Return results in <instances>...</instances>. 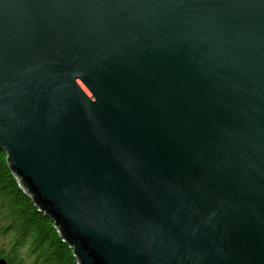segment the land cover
Listing matches in <instances>:
<instances>
[{"label": "water", "instance_id": "obj_1", "mask_svg": "<svg viewBox=\"0 0 264 264\" xmlns=\"http://www.w3.org/2000/svg\"><path fill=\"white\" fill-rule=\"evenodd\" d=\"M0 149L79 264H264V0H0Z\"/></svg>", "mask_w": 264, "mask_h": 264}, {"label": "trees", "instance_id": "obj_2", "mask_svg": "<svg viewBox=\"0 0 264 264\" xmlns=\"http://www.w3.org/2000/svg\"><path fill=\"white\" fill-rule=\"evenodd\" d=\"M0 149V259L7 264H79L54 222L22 188Z\"/></svg>", "mask_w": 264, "mask_h": 264}]
</instances>
